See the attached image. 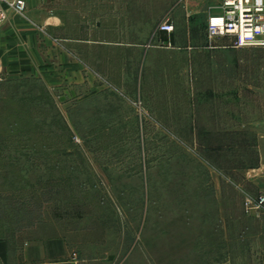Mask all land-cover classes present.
I'll use <instances>...</instances> for the list:
<instances>
[{"label": "rangeland", "instance_id": "obj_1", "mask_svg": "<svg viewBox=\"0 0 264 264\" xmlns=\"http://www.w3.org/2000/svg\"><path fill=\"white\" fill-rule=\"evenodd\" d=\"M182 1L207 45L219 0ZM153 5L156 27L170 14ZM143 44L137 67H92L89 86L0 81V238L31 253L60 238L70 264H264V212L244 204L264 192L262 97L229 111L241 101L210 52L194 59L152 33Z\"/></svg>", "mask_w": 264, "mask_h": 264}, {"label": "crops", "instance_id": "obj_2", "mask_svg": "<svg viewBox=\"0 0 264 264\" xmlns=\"http://www.w3.org/2000/svg\"><path fill=\"white\" fill-rule=\"evenodd\" d=\"M25 2L23 15L10 11L0 25V81L20 74H48L49 83L63 78L65 84L89 86L88 69L92 67H137L141 60L139 55L149 50L144 49L143 43L152 33L153 39L171 41L194 59L205 52L215 57L214 61L210 60V65H220L222 75L219 76L229 84L225 88L229 90V100L241 101L229 111H249L251 93L264 101V75L256 69L257 75L253 73L251 77L250 70V63L260 60L264 70V47H236L225 37L220 38L227 43H216L213 47L198 44L192 37L195 18L189 17L195 8L185 1L50 0V9L44 6L43 0ZM155 3L158 5L156 10L169 11L170 15L166 17L174 25L172 32L158 30V22L152 27L156 14L148 10ZM183 12L187 15V23L182 33L179 25ZM202 20L206 22L205 18ZM122 44L125 46L120 47ZM194 63L199 67L205 62L197 60ZM13 249L9 239L2 235L0 264H70L66 246L60 238L49 239L45 247L40 239L37 240L32 253L26 251V247L16 252Z\"/></svg>", "mask_w": 264, "mask_h": 264}, {"label": "built area", "instance_id": "obj_3", "mask_svg": "<svg viewBox=\"0 0 264 264\" xmlns=\"http://www.w3.org/2000/svg\"><path fill=\"white\" fill-rule=\"evenodd\" d=\"M25 0H0V25L10 11L21 13ZM157 29L172 32L174 25L165 17ZM220 37L229 39L233 46L257 45L264 47V0H219L208 8L206 17L207 46L213 47ZM170 45V41H162ZM245 208L256 215L264 212V192L256 198H246Z\"/></svg>", "mask_w": 264, "mask_h": 264}]
</instances>
